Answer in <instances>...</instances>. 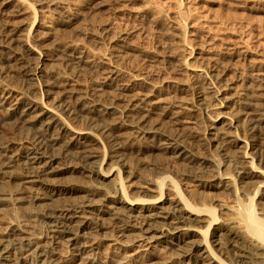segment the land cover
Returning <instances> with one entry per match:
<instances>
[{"label":"bare ground","instance_id":"1","mask_svg":"<svg viewBox=\"0 0 264 264\" xmlns=\"http://www.w3.org/2000/svg\"><path fill=\"white\" fill-rule=\"evenodd\" d=\"M112 1L0 0V264H264V50L191 45L177 14L158 55L100 21Z\"/></svg>","mask_w":264,"mask_h":264},{"label":"rangeland","instance_id":"2","mask_svg":"<svg viewBox=\"0 0 264 264\" xmlns=\"http://www.w3.org/2000/svg\"><path fill=\"white\" fill-rule=\"evenodd\" d=\"M111 4V8L100 10L97 14L100 21L109 24L116 34H126L130 44H139L158 55L166 49L177 48L174 43L176 27L172 20L176 19L177 14H180L181 26H185L186 38L191 45L223 51L227 44L241 37L246 40L250 50H264V0H113ZM133 58L138 65H153V70L158 71L162 77L184 81L191 89L196 86V80L190 77L194 73L190 74V71H182L173 65L149 63V59L141 53H134ZM187 61L188 64H196L193 59ZM222 61L230 66L234 62L229 59ZM240 64L245 67L244 61ZM166 68H171L172 71H166ZM232 75L227 73L229 78H232ZM180 96L185 97L183 94ZM186 97L189 98V103L194 102L190 97ZM211 108L210 113L214 115L215 107H212V104ZM196 109L202 115L201 130L207 132L209 121L204 116L203 106ZM262 153L264 155L263 151ZM18 217L20 221L25 219L23 211ZM12 221L13 212L0 208V228ZM34 231L40 232L38 242L55 257L64 261L75 255L65 244H53L52 240L46 239L48 232L45 225L40 223V227ZM50 241L51 243H48Z\"/></svg>","mask_w":264,"mask_h":264}]
</instances>
